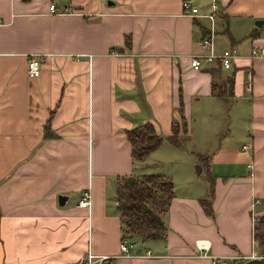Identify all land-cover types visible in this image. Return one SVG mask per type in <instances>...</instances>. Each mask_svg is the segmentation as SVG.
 Segmentation results:
<instances>
[{
    "label": "crops",
    "instance_id": "obj_1",
    "mask_svg": "<svg viewBox=\"0 0 264 264\" xmlns=\"http://www.w3.org/2000/svg\"><path fill=\"white\" fill-rule=\"evenodd\" d=\"M213 12L214 50L237 57L231 68L202 60L196 69ZM261 43L264 0H0V264H87L89 255L112 257L105 264H237L257 251L264 57L249 55ZM231 73L234 98L218 96L214 84ZM182 115L188 133L176 146L166 137ZM146 121L163 143L134 162L126 132ZM199 156L211 159L213 217L201 203L209 181ZM144 174L173 180L167 238H138L120 255L116 179ZM85 191L90 209L79 207Z\"/></svg>",
    "mask_w": 264,
    "mask_h": 264
},
{
    "label": "trees",
    "instance_id": "obj_2",
    "mask_svg": "<svg viewBox=\"0 0 264 264\" xmlns=\"http://www.w3.org/2000/svg\"><path fill=\"white\" fill-rule=\"evenodd\" d=\"M28 1V0H26ZM127 46L130 39L126 40ZM221 65V63L219 64ZM234 73H231L220 83L214 84L215 93L220 97L234 98ZM50 119L44 125L45 138L51 135ZM188 133L187 121L182 115L181 121L174 125L168 139L176 146H182L178 134ZM132 148L134 162L144 161L152 152L163 143L155 125L146 121L126 132ZM210 157L199 156V163L208 174L209 197L201 201L205 212L213 217L212 203L214 198L215 179L210 171ZM174 197V183L170 177L158 174H144L140 176H124L116 179V201L122 226V240L129 239L134 243L138 238L144 240H165L168 227L165 217L169 212ZM253 239L257 251L264 253V216L254 225ZM259 264V263H251Z\"/></svg>",
    "mask_w": 264,
    "mask_h": 264
},
{
    "label": "built area",
    "instance_id": "obj_3",
    "mask_svg": "<svg viewBox=\"0 0 264 264\" xmlns=\"http://www.w3.org/2000/svg\"><path fill=\"white\" fill-rule=\"evenodd\" d=\"M214 8H216V3H214ZM184 7L187 10H190L192 14H195L198 12V7L196 6H191L189 2L184 3ZM52 11H55V7L52 5L50 7ZM210 20L212 21V27L210 29V32L203 36L199 40V45H201L204 48H208V52L205 53H199V54H194L192 56L191 64L194 68H200L201 67V61H207L209 63L212 62H220L223 67L225 68H231L233 66V60L237 57V54L235 50L231 49H225L222 52H216L214 50V20L216 17V13H210L208 15ZM111 53L116 54L115 50H112ZM250 58H256V57H264V43L261 44H253L251 51H250ZM41 61L32 55L28 61V73L31 77H37L41 73ZM176 124V122H175ZM250 147L248 145L243 146V149L247 150ZM248 168L253 171V164L252 162L248 164ZM252 175V174H251ZM79 207L81 208H87L90 209L91 207V195L89 191H85L82 194V197L79 200ZM259 220V217L253 213L252 215V221L253 224L255 225ZM135 244H133L129 239L124 238L121 242V254L120 255H129V250L134 247ZM112 257L108 256H93L89 255L87 257V264H105L109 263L111 261ZM238 259H246L250 261L251 263H259V264H264V253L261 252H252L251 255L249 256H242L239 257ZM213 264H218L216 262L217 259H213Z\"/></svg>",
    "mask_w": 264,
    "mask_h": 264
},
{
    "label": "water",
    "instance_id": "obj_4",
    "mask_svg": "<svg viewBox=\"0 0 264 264\" xmlns=\"http://www.w3.org/2000/svg\"><path fill=\"white\" fill-rule=\"evenodd\" d=\"M65 200H67V197L61 195V196L59 197V203H60V205H63L64 202H65Z\"/></svg>",
    "mask_w": 264,
    "mask_h": 264
},
{
    "label": "rangeland",
    "instance_id": "obj_5",
    "mask_svg": "<svg viewBox=\"0 0 264 264\" xmlns=\"http://www.w3.org/2000/svg\"><path fill=\"white\" fill-rule=\"evenodd\" d=\"M256 252H259V251H256ZM237 264H250V261L248 260H239L236 262ZM220 264V263H219Z\"/></svg>",
    "mask_w": 264,
    "mask_h": 264
}]
</instances>
